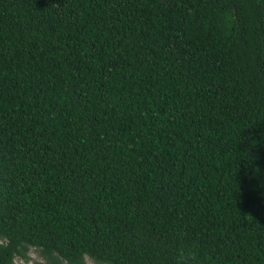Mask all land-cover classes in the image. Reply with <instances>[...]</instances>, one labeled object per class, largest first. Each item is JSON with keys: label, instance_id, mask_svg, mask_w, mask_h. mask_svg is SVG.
<instances>
[{"label": "trees", "instance_id": "16d2710c", "mask_svg": "<svg viewBox=\"0 0 264 264\" xmlns=\"http://www.w3.org/2000/svg\"><path fill=\"white\" fill-rule=\"evenodd\" d=\"M263 177L264 0H0V264H264Z\"/></svg>", "mask_w": 264, "mask_h": 264}, {"label": "rangeland", "instance_id": "374dc122", "mask_svg": "<svg viewBox=\"0 0 264 264\" xmlns=\"http://www.w3.org/2000/svg\"><path fill=\"white\" fill-rule=\"evenodd\" d=\"M260 172H262V170H260ZM28 255H29L28 260H22L17 258L15 264H50L48 260L43 256V254L37 249H31ZM86 264H97V263L87 258Z\"/></svg>", "mask_w": 264, "mask_h": 264}, {"label": "clouds", "instance_id": "9594fccd", "mask_svg": "<svg viewBox=\"0 0 264 264\" xmlns=\"http://www.w3.org/2000/svg\"><path fill=\"white\" fill-rule=\"evenodd\" d=\"M188 255H189L192 259L195 258V253H194V252H190ZM180 260H181L182 264H184V261H185V255H184L183 252L180 253Z\"/></svg>", "mask_w": 264, "mask_h": 264}]
</instances>
